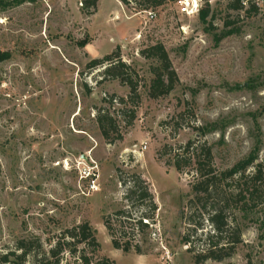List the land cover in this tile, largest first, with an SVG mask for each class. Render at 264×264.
<instances>
[{"label":"rangeland","instance_id":"rangeland-1","mask_svg":"<svg viewBox=\"0 0 264 264\" xmlns=\"http://www.w3.org/2000/svg\"><path fill=\"white\" fill-rule=\"evenodd\" d=\"M82 1L0 0V51L12 55L0 63V256L22 239L39 238L40 258L64 230L89 221L98 255L116 264H264V204L247 217L235 213L242 242L232 256L195 261L210 230L205 223L196 232L195 221H187L195 165L178 172L166 164L196 138L212 147L218 169L246 157L261 138L258 162L264 163V0H250L248 12L229 10L230 0H178L152 16L119 0H98L96 12L87 14ZM157 42L178 83L152 98L157 62L141 51ZM116 50L138 76L134 99L120 80L103 79L105 67H86ZM101 108L117 120L121 140L103 137L96 120ZM213 122L218 130L195 129ZM133 174L158 206L144 229L133 224L149 209L136 199L132 205L130 183L123 181ZM122 209L131 225L123 223L129 215L111 217ZM106 216L115 230L134 231L129 252L113 246ZM74 260L65 254L61 264Z\"/></svg>","mask_w":264,"mask_h":264},{"label":"trees","instance_id":"trees-1","mask_svg":"<svg viewBox=\"0 0 264 264\" xmlns=\"http://www.w3.org/2000/svg\"><path fill=\"white\" fill-rule=\"evenodd\" d=\"M119 1L125 6L134 5L137 11H153L168 2H177L178 0ZM97 2L98 0H83L82 7L87 14H94ZM249 3L250 0H230L227 7L234 12H248L250 9H245ZM200 13L202 18L206 20L209 14L204 13L203 10H200ZM226 23L229 25V22ZM85 44L86 42L81 43V45ZM141 54L143 57L154 59L157 62L156 65L151 67L153 78L148 88L149 96L158 98L169 94L178 83V75L173 68L165 45L157 42L143 49ZM11 57L10 51H0V63ZM86 67L90 70L105 67L101 72L103 79L120 80L122 84L127 85L130 88V99H134L138 95V76L130 65L121 60L118 50L103 58L91 60ZM107 99L110 103L116 100L114 97ZM121 101L124 100L121 99ZM134 116L133 111L131 121H127L128 124L132 123ZM96 120L103 137L108 143L112 144L122 139L118 122L108 110L105 108L99 109ZM195 129L200 132V135H205L207 132L219 128L217 123L213 122L209 127L198 126ZM260 143L261 138L246 157L228 168L218 169L214 164L212 147L196 138L181 145L173 159L166 163L167 165H173L178 172H183L185 168L195 165L197 177L190 184L194 196L190 198L187 204L192 213L189 214L187 221L190 224H194L195 221L196 226L194 229L196 232L199 228H205V223H209L210 226V230L206 235V247L204 251L195 257L197 263L208 259L221 261L232 256L236 246L242 242V229L238 226L235 213L240 212L247 217L248 212L264 204V163L258 162ZM123 181L124 184L127 181L130 183L127 197L132 201V205L134 206V199H136L137 204L146 206L149 209V211L144 210L133 225L141 229L148 228L150 223L143 220L153 222L158 210L153 193L149 191L145 180L140 175L133 174L129 176L128 180L124 179ZM124 215H129L127 219L131 218L130 214L123 209L116 211L111 217L120 221ZM110 219V216H106L104 223L112 236L113 246L122 249L124 252H129L132 249L131 243H133L134 231L128 234L122 229L115 230ZM129 221V219L124 220L123 223L130 224ZM260 221V227L264 230V216ZM183 242L190 244V235L186 234L183 237ZM50 245V248L43 251L39 258L37 252L43 247L41 240L39 238H35V240L22 239L14 250L0 256V264H61L65 254L75 259L72 264H116L108 257L98 255L100 242L89 221L67 228L58 240ZM188 249L192 251L191 248ZM134 250L141 253L138 246H134ZM34 252H36V255ZM30 256H35L36 259H32L28 263Z\"/></svg>","mask_w":264,"mask_h":264},{"label":"built area","instance_id":"built-area-1","mask_svg":"<svg viewBox=\"0 0 264 264\" xmlns=\"http://www.w3.org/2000/svg\"><path fill=\"white\" fill-rule=\"evenodd\" d=\"M190 2L188 1L187 2V7L189 8L190 6ZM192 6H196V4H194V3H192ZM196 8H197V6H196ZM149 12V14L151 15L152 13H153V11H148ZM152 16V15H151Z\"/></svg>","mask_w":264,"mask_h":264}]
</instances>
